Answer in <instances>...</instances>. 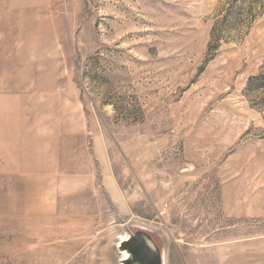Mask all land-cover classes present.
Listing matches in <instances>:
<instances>
[{
	"label": "rangeland",
	"instance_id": "rangeland-1",
	"mask_svg": "<svg viewBox=\"0 0 264 264\" xmlns=\"http://www.w3.org/2000/svg\"><path fill=\"white\" fill-rule=\"evenodd\" d=\"M264 264V0H0V264Z\"/></svg>",
	"mask_w": 264,
	"mask_h": 264
},
{
	"label": "flooded vegetation",
	"instance_id": "flooded-vegetation-1",
	"mask_svg": "<svg viewBox=\"0 0 264 264\" xmlns=\"http://www.w3.org/2000/svg\"><path fill=\"white\" fill-rule=\"evenodd\" d=\"M119 250L124 257L121 264H163L160 242L142 228L128 230Z\"/></svg>",
	"mask_w": 264,
	"mask_h": 264
}]
</instances>
